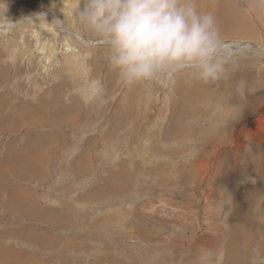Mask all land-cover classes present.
<instances>
[{
  "label": "rangeland",
  "instance_id": "rangeland-1",
  "mask_svg": "<svg viewBox=\"0 0 264 264\" xmlns=\"http://www.w3.org/2000/svg\"><path fill=\"white\" fill-rule=\"evenodd\" d=\"M226 1L248 14L258 38H225L235 56L256 51L252 43L263 48L264 0ZM79 2L0 0V14L15 23L0 32V105L50 108L24 112L12 123L26 128L0 133V264H198L201 249L222 264L240 194L254 205L243 211L253 238L240 264L253 249L264 257V64L236 58L212 83L183 71L167 83L125 85L102 42L78 26ZM205 3L198 7L208 11L216 1ZM45 17L60 35L53 18L72 28L77 51L50 28L35 33L30 21ZM18 155L22 171L10 165ZM9 194L25 196V210L19 201L7 208Z\"/></svg>",
  "mask_w": 264,
  "mask_h": 264
},
{
  "label": "clouds",
  "instance_id": "clouds-1",
  "mask_svg": "<svg viewBox=\"0 0 264 264\" xmlns=\"http://www.w3.org/2000/svg\"><path fill=\"white\" fill-rule=\"evenodd\" d=\"M5 11L0 29L15 25ZM74 14L102 42L109 66L125 85L167 83L183 71L212 83L234 64L236 46L225 42L216 18L201 11L197 0H80ZM198 264H220V254L201 249ZM250 264H264L259 249H253Z\"/></svg>",
  "mask_w": 264,
  "mask_h": 264
},
{
  "label": "bare ground",
  "instance_id": "bare-ground-1",
  "mask_svg": "<svg viewBox=\"0 0 264 264\" xmlns=\"http://www.w3.org/2000/svg\"><path fill=\"white\" fill-rule=\"evenodd\" d=\"M215 1H216V3L214 5V7H213L214 8L213 10H208V11L207 10H203V7H202L203 4L201 6H199V9L201 11H204V12H210V13H212L214 15V17L216 18V21H217V24L219 26V29H220V32H221V35H222L223 39L229 38L230 40H235V42H236V40H238L240 42L241 39H238V38L254 39L256 41L258 40V38H256L257 34H256V31H255V28L253 27L250 18H248V14H245L244 12L242 13L239 9H237L235 6L229 4L226 0H215ZM201 2L205 3V0L197 1V4L201 3ZM205 5H206V3H205ZM34 13H35V11H34ZM19 14H21V13H19ZM25 17H27V16H25ZM48 18L50 19V21H52L51 17H48ZM45 19H46V17L44 19H42L41 21H35L33 19H32V21H30V25L31 26L35 27L37 25L38 28L35 29V33H39L41 36L42 35L46 36V35L50 34V33L47 32L48 29L50 28V27H48L49 23ZM53 21H55L56 25L59 27V29H62L63 32H64L63 28H65L66 32L63 33L64 35H60L61 34V32H60L61 30H58L57 28L53 27V28H50V31L52 32V34H54L57 38H60L61 42H64V47H65L66 50H68V51L69 50L77 51V49H78L77 46H79L78 45V37L79 36H76L72 32L73 31L72 28L69 25H67L64 20H62V22H60L61 20L59 18H53ZM55 23H53V24H55ZM78 26H81V25H78ZM78 26H76L77 29H79ZM79 30H81V29H79ZM1 31H6V29H0V32ZM84 31H86V30L84 29ZM57 32L60 33V34H58ZM226 35H228V37H226ZM79 40L83 41L81 39H79ZM225 41H227V40H225ZM245 41L249 42L247 40H245ZM252 45H253L252 48L256 47V49H257L256 51H252L250 49V50H247L245 52V50L247 49V48H245V50H243V52L240 51V53L241 54L243 53L244 55L239 56V57H246V58L257 57L256 61L258 60L259 62H262L264 64V51H263L264 47L262 48V45L260 46V45H257L255 43H252ZM234 46H236V45H234ZM236 48H238V47L236 46ZM45 51H49V49L46 46H43V48L40 50V54H43ZM239 57L235 56L234 59L239 58ZM50 62H51V59L47 61L48 64ZM49 69H50V67L48 65V66L45 67L44 72H47ZM3 71L4 70L0 71V84H1V81H2V78H3L4 74H6ZM2 83H3V81H2ZM223 89H225V87ZM216 92L218 93L219 90H214L213 91L210 88V92H208V94L210 95V94L214 93L216 95ZM199 95H201V94H198V96ZM1 100H2L1 101L2 103H3V101L7 102L5 100V98H3V97H2ZM40 103H41L42 106H40L38 104L36 107H30V109H34V112H43L42 114L47 115V112H49V110H50L49 106L44 101H40ZM25 108L26 109H24L25 111L23 110V112L22 111H17L16 113H13V112L9 111L8 106L4 107L3 105H0V133H2L4 128L12 129L14 131V130L21 129L22 127H24L23 125H25V124H23V123H18V121H17L16 124H13L12 122H13V120L15 118H17V120H22V118H23L22 116L24 115V112H27V111L30 110L27 107H25ZM59 113H62V111L58 109L57 112L53 116L48 117L47 121L55 119V117H57L58 115H62V114H59ZM21 114H23V115H21ZM24 117H25V115H24ZM40 117H42V116L40 115ZM119 119H120V116H118L116 118H113V123H112L111 126H114V124L119 126L120 125V121H121V119L120 120ZM9 121H11V123L13 125L8 123ZM15 121H16V119H15ZM24 121H25V119H24ZM30 123L31 122L27 123V124H29L28 126L33 127L34 124L32 125ZM34 123L36 125L45 124V121L38 120V121H35ZM20 124H23V125H20ZM14 125H17V127H15ZM24 128H26V127H24ZM22 153H24V152H22ZM205 157H206V155H205ZM10 165H14V170H17V171H22L25 168V166L23 164V160L21 159L20 155H18L17 161H15L14 163H12ZM260 167H261L260 171L262 172V176H263L264 175V161L261 162V166ZM3 171H5V170H3ZM261 181L264 182V178H263V180L261 179ZM257 189H258V191L261 190V188H257ZM249 195L250 194H240L234 200V204H233V206H234V215L232 213L233 216L231 215L232 219L229 222L230 224L228 223V225H230L229 227H231V228L227 227L230 230L225 235L226 242H225V245L223 247L224 262L222 264H240V261H241V258H242L241 257V253L245 252L244 250H246L249 247L250 242H251V240L253 238V237H251L252 235L250 237H248L246 235L247 231L243 227L244 224H247V219L245 218L246 216H245V213L243 211H244V209H250L252 207V205H253V202H251V200L249 202V198H250ZM257 197H258V195H257ZM23 198H26V197L23 196V195L16 196L15 194H9L8 199L6 201V207L7 208H11L13 206V204L16 203V201H19L20 203L18 205L19 206L18 209L21 210V211L25 210L26 203L25 202H21ZM233 232H234V234H233ZM10 235H13V234L10 233ZM25 235L26 234H24L23 236L25 237ZM22 239H23V237H22ZM217 240H218V238L216 237L213 241H211V244H213V246H214V242H217Z\"/></svg>",
  "mask_w": 264,
  "mask_h": 264
}]
</instances>
